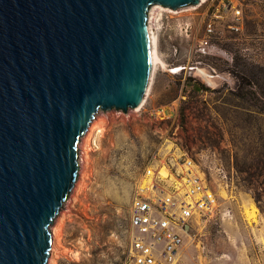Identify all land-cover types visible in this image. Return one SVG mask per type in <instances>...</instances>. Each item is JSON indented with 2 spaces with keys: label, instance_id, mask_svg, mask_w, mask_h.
Wrapping results in <instances>:
<instances>
[{
  "label": "rangeland",
  "instance_id": "1",
  "mask_svg": "<svg viewBox=\"0 0 264 264\" xmlns=\"http://www.w3.org/2000/svg\"><path fill=\"white\" fill-rule=\"evenodd\" d=\"M237 1L241 32L229 27L228 12L205 36V5L151 15L161 63L140 109L96 115L99 129L84 154L79 185L68 209L59 211L62 235L52 264H123L131 192L154 156L162 163L193 159L217 197L211 215L194 222L176 264H264V170L251 159L263 140L264 115L256 112L263 103L238 96L250 89L264 95V0ZM224 2H214L220 12ZM250 23L253 31L246 29ZM254 76L262 87L248 86Z\"/></svg>",
  "mask_w": 264,
  "mask_h": 264
},
{
  "label": "water",
  "instance_id": "2",
  "mask_svg": "<svg viewBox=\"0 0 264 264\" xmlns=\"http://www.w3.org/2000/svg\"><path fill=\"white\" fill-rule=\"evenodd\" d=\"M199 2L0 0V264H48L90 123L144 100L151 10Z\"/></svg>",
  "mask_w": 264,
  "mask_h": 264
},
{
  "label": "built area",
  "instance_id": "3",
  "mask_svg": "<svg viewBox=\"0 0 264 264\" xmlns=\"http://www.w3.org/2000/svg\"><path fill=\"white\" fill-rule=\"evenodd\" d=\"M214 2L204 0L198 4V7L205 5L201 13L205 36L214 32L215 20L228 12L232 16L229 27L241 32L240 3L225 0L220 12ZM161 115L165 116L163 110ZM152 161L155 164L146 167L131 192L128 209L131 238L123 264H176L181 250L191 240L194 222L199 225L204 216L217 208V197L193 159L171 157L162 163L154 156ZM162 167L166 169L164 174Z\"/></svg>",
  "mask_w": 264,
  "mask_h": 264
},
{
  "label": "bare ground",
  "instance_id": "4",
  "mask_svg": "<svg viewBox=\"0 0 264 264\" xmlns=\"http://www.w3.org/2000/svg\"><path fill=\"white\" fill-rule=\"evenodd\" d=\"M201 2L204 1V0H200ZM157 10H162L161 7L159 6H156L154 7L152 10H151V13L150 15H152L154 13V11H157ZM155 16V15H154ZM154 16H153V19H152V16H151V22H152V30H153V37H154V61H153V66H152V70H151V78H150V84L152 82V79H153V74H154V71L156 69V66L158 64L161 63V59L158 55V50H157V28H156V25H155V19H154ZM149 84V86H150ZM149 86L147 88V91H146V95L148 93V90H149ZM145 95V97H146ZM145 97H144V100L143 102L135 109V111H137L138 109L141 108L142 104L144 103L145 101ZM98 118H95L89 125V128H88V131L83 139V146H82V149H83V152L84 154L86 153V149L90 147V142H91V139H92V134H94V132L99 129V127L97 126L98 124ZM94 139V138H93ZM166 171V169L164 167L161 168V172L164 174ZM82 174V173H81ZM79 184H77V187H78ZM219 195L223 198L226 197V193L224 190H221ZM254 214L252 211H248L246 212V217L249 218V219H252L254 218ZM60 224L57 222L56 225H54L52 228H51V232H52V244H51V255H50V258L48 260V264H52L53 260H54V255H55V252H56V246H58L60 244V236L62 235L61 233V230L60 229ZM62 228V227H61ZM62 239V238H61Z\"/></svg>",
  "mask_w": 264,
  "mask_h": 264
},
{
  "label": "trees",
  "instance_id": "5",
  "mask_svg": "<svg viewBox=\"0 0 264 264\" xmlns=\"http://www.w3.org/2000/svg\"><path fill=\"white\" fill-rule=\"evenodd\" d=\"M242 1H244V3H247L248 1H253V0H242ZM255 23H257V22H255ZM246 29H250V31H253L254 30V27L250 23L249 27L246 28ZM189 80H192V78H189ZM239 80H240L239 88H240V90H242L243 87H244V84H245L244 83L245 82L244 81L245 79L244 78H239ZM250 82L247 83V84L251 88H254V87L257 88V86L258 87H262L263 86V83L261 82V80L257 79V77H255V76L251 78ZM197 86H198V88L201 91H205V92L209 91V88L206 87L203 83L197 82ZM250 90L251 91L245 92V93H241L238 96H240L241 98H248L250 100L251 99L252 100H259L260 103H263V107L260 108V109H258L259 111L256 110V112L258 114H263L264 115V102L263 101H260V99H262V98L264 99V95H260L259 92L257 93L255 91H252V89H250ZM194 92H197V90H195ZM184 111H185V109L182 111V115L183 116H184ZM263 122H264V118H263ZM261 126L264 127V123H262ZM262 131H263V133L261 134V136H263V140L261 139V142H259V144L257 145L256 149L253 151V157L251 159L256 162V167L258 169L262 168L264 170V129H262Z\"/></svg>",
  "mask_w": 264,
  "mask_h": 264
}]
</instances>
